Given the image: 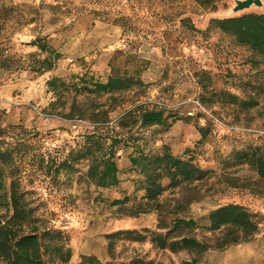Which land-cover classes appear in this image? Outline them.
<instances>
[{"label":"rangeland","instance_id":"374dc122","mask_svg":"<svg viewBox=\"0 0 264 264\" xmlns=\"http://www.w3.org/2000/svg\"><path fill=\"white\" fill-rule=\"evenodd\" d=\"M236 1L241 0H220L212 12L192 0H0V151L11 156L9 170L20 177L27 200L68 236V264L82 257L102 264L133 258L182 264L189 260L184 253L123 237L112 240L110 253L108 236L158 232V224H169L176 213L196 222L195 238L215 245L221 234L203 231L212 210L234 204L264 213V179L236 154L253 149L264 159V64L231 38L204 33L214 18L264 14V0L234 14ZM36 40L46 52L30 44ZM45 59L52 69L39 73ZM111 64L137 73L148 86L110 96L80 89L82 78L105 82ZM222 94L258 105L245 111ZM138 106L165 110L168 126L141 128L131 115L119 127ZM99 112L108 114L107 122L93 123ZM93 134L126 142L116 147L117 187L95 188L86 180L85 162L54 177L53 168L75 156ZM162 146L193 160L208 177L167 190L158 212L130 217L131 203L112 206L126 195H142L134 191L129 155ZM196 264H264V223L249 242L209 250Z\"/></svg>","mask_w":264,"mask_h":264},{"label":"trees","instance_id":"16d2710c","mask_svg":"<svg viewBox=\"0 0 264 264\" xmlns=\"http://www.w3.org/2000/svg\"><path fill=\"white\" fill-rule=\"evenodd\" d=\"M199 7L215 11L220 0H192ZM187 29H193L188 21H182ZM218 32L232 39L236 46L251 52L259 63L264 64V14H243L227 18H214L208 22L204 33ZM41 53L47 51L45 44L33 41ZM42 71H50L52 62L45 59ZM110 74L105 82L86 81L81 79V90L87 94L110 96L143 89L144 84L137 73L115 68L110 65ZM53 89L57 88L55 80L50 82ZM233 105L243 110L255 108L258 103L254 100L241 101L236 96L222 94ZM131 115L136 116V123L141 128L168 126L170 116L163 109H148L141 106L123 116L118 126L125 127ZM108 114L99 112L93 115V123L107 122ZM176 118H173L175 121ZM126 142L123 138L107 134L88 136L84 146L75 156L58 164L54 169V177L61 171L71 174L74 165L80 162L87 164L86 180L97 189H111L119 184L118 167L116 164V147ZM124 147H127L124 145ZM237 160L251 167L264 179V159L257 150L236 152ZM11 156L0 151V263L1 264H68L72 258L68 236L56 229L39 214V209L27 200V192L20 186V177L15 176L11 168ZM131 171L137 178L134 180L135 193H142L140 198L128 195L111 202L112 206L126 207L131 203L130 217L158 212L161 208L159 199L167 190L203 181L209 171L201 169L191 159H183L173 155L167 146L156 150L136 148L129 155ZM166 182V184H165ZM169 223H159L158 232L144 229L141 232L123 231L108 236L111 253L112 240L123 237L136 243L149 244L159 251L171 254L184 253L189 258L182 264H196L197 259L209 250H223L231 246L246 243L258 235L264 223V213H253L239 205H225L212 210L208 214V226L203 228L209 234H221L216 238L215 245L195 238L198 226L195 221L178 217ZM79 264H102L94 257H82ZM105 264H155L143 258H133L129 262H108Z\"/></svg>","mask_w":264,"mask_h":264},{"label":"water","instance_id":"95a60500","mask_svg":"<svg viewBox=\"0 0 264 264\" xmlns=\"http://www.w3.org/2000/svg\"><path fill=\"white\" fill-rule=\"evenodd\" d=\"M260 5H261L260 0H241V1H236L235 2V7L233 8L232 12L235 14V13L247 10V9H249L252 6L260 7Z\"/></svg>","mask_w":264,"mask_h":264}]
</instances>
